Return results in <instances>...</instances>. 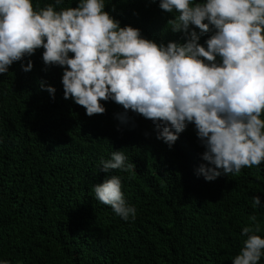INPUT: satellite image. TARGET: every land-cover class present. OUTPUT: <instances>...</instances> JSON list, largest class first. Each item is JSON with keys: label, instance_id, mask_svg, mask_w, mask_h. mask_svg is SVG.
<instances>
[{"label": "trees", "instance_id": "obj_1", "mask_svg": "<svg viewBox=\"0 0 264 264\" xmlns=\"http://www.w3.org/2000/svg\"><path fill=\"white\" fill-rule=\"evenodd\" d=\"M32 2L41 8L54 4ZM76 2L64 0L59 7H76ZM105 4L121 27L138 28L144 38L165 45L184 42V34L172 33L166 24L176 14L161 10L158 0ZM196 31L204 45L211 33ZM42 52L0 75V260L232 264L247 239L241 229L253 214L264 238V163L206 181L198 173L206 162L194 125L169 148L156 139L152 121L111 100L101 102L103 115L89 117L63 98L64 69L45 66ZM29 60L32 69L22 71L21 63ZM47 86L55 88L54 96ZM113 151H122L134 172L101 171L100 161ZM113 175L121 179L126 202L136 208L135 219L123 220L95 198L94 185ZM252 196L259 197L260 206L253 205ZM258 264H264V255Z\"/></svg>", "mask_w": 264, "mask_h": 264}, {"label": "clouds", "instance_id": "obj_2", "mask_svg": "<svg viewBox=\"0 0 264 264\" xmlns=\"http://www.w3.org/2000/svg\"><path fill=\"white\" fill-rule=\"evenodd\" d=\"M63 3L41 8L32 0H0V75L42 48L45 66L64 69L63 98L87 116L103 115L101 102L111 100L152 121L156 139L169 148L194 125L206 162L198 173L206 181L264 163V0H158L161 10L176 14L166 22L171 32L185 37L166 45L144 38L138 28L121 27L105 11V0L59 7ZM196 29L211 33L204 45ZM32 67L31 60L21 63L24 72ZM46 90L54 96V87ZM127 160L113 151L100 161L101 171L134 172ZM93 191L120 218L135 219L118 176H108ZM252 201L260 206L258 196ZM248 219L241 229L247 239L232 264H258L264 255L257 217Z\"/></svg>", "mask_w": 264, "mask_h": 264}]
</instances>
